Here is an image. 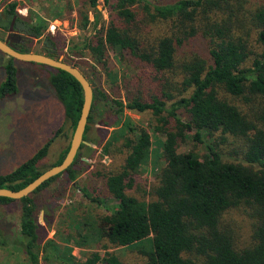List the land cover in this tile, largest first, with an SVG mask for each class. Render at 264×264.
Instances as JSON below:
<instances>
[{
    "label": "trees",
    "instance_id": "trees-1",
    "mask_svg": "<svg viewBox=\"0 0 264 264\" xmlns=\"http://www.w3.org/2000/svg\"><path fill=\"white\" fill-rule=\"evenodd\" d=\"M99 3L80 0L76 25L91 27L93 33L67 46L47 32L46 18L32 11L22 15L16 1H2L0 28L8 29L14 17L13 30L22 36L15 49L30 51L40 42L39 52L54 58L64 47L74 53L87 50L101 70L91 66L89 74L83 73L93 88L92 124L83 135L90 145L79 148L88 154L28 196L0 197V205L20 203L19 230L9 241L8 226L0 223V247L19 246L29 264H123L107 250L130 245L145 257L142 264H264V0H103L101 8ZM63 6L54 7L53 16L72 9L70 0ZM108 49L119 60L138 62L139 72L129 80L137 92L126 87L121 96ZM63 60L77 67L69 56ZM3 69L1 98L17 90L14 59L8 57ZM49 77L72 136L83 101L81 86L60 69L51 68ZM126 110L149 112L153 131L163 137L158 148L162 165L148 188L139 175L151 160L152 136ZM183 114L203 156L178 150V139L185 135ZM94 127L99 134L89 138ZM64 129L61 125L30 158L0 174V187L18 190L46 170L40 161L54 137H69ZM69 143L51 166L63 160ZM227 144L234 147L227 150ZM93 145L112 159L108 169L94 171L108 198L91 197L79 186L78 178L90 169ZM57 181L62 187L54 192L51 185ZM69 184L106 210L70 222L73 233L62 241L95 248L81 262L72 247L48 236ZM43 191L46 197L40 196ZM235 212L246 219V242L239 243ZM97 249L106 251L101 255Z\"/></svg>",
    "mask_w": 264,
    "mask_h": 264
},
{
    "label": "rangeland",
    "instance_id": "rangeland-1",
    "mask_svg": "<svg viewBox=\"0 0 264 264\" xmlns=\"http://www.w3.org/2000/svg\"><path fill=\"white\" fill-rule=\"evenodd\" d=\"M0 0V14L3 12ZM7 3L17 2V11L22 15H28L32 11L33 14L43 16L48 20L47 32L52 33L59 39L64 40L66 45H71V42H80L85 36L93 33V29H79L76 25V9L80 5V0H70L72 9L63 8L66 0H5ZM156 2H172L174 0H154ZM103 5V0H100L99 8ZM63 6V15L60 17L53 16L54 7ZM104 18L107 19V10H103ZM92 18V14L90 13ZM0 36L8 37L12 46L20 42L21 35L17 31H8V29L0 28ZM13 36L19 40L13 41ZM37 42L31 45V49ZM109 66L113 73L119 79L121 96L126 95V87L133 88L137 92L136 83L129 82L131 76L139 72L140 66L137 61L125 58L119 60L116 52L113 49H108ZM69 56L71 62H74L77 67L84 73L89 74L91 66L101 70L96 65L87 50L83 52H70L67 47L62 49L60 57L62 59ZM8 56L0 52V84L5 77L3 64ZM16 67V84L17 90L14 94L0 97V174L7 173L25 160L30 158L61 125H65L63 132L68 134L66 138L63 134L54 137L47 156L40 161L41 168L50 167L59 157L61 151L67 146L71 138V130L69 125L64 122V110L61 102L56 97L50 83L49 73L50 67L41 66L33 62H23L14 60ZM106 76L101 72V80L104 85ZM107 83V82H106ZM106 85V84H105ZM128 92V91H127ZM125 114L133 119V121L145 129H147L153 140L152 157L150 162L140 170L139 181L142 185L148 188L156 182V173L159 172L162 162L158 158L159 141L163 139L162 135L153 131V118L149 112L138 113L126 110ZM182 119L186 124L184 128L185 135L178 139V150L188 151L193 149L204 155V148L191 139L193 133L188 128L187 117L182 115ZM97 129L92 128L87 132L89 138L96 137ZM231 140V139H230ZM229 140V141H230ZM224 148L230 150L234 144L223 145ZM94 150L88 160L90 169L83 173L79 178V186L84 187L91 197L108 198L107 192L102 186V181L95 180L94 171L98 168L108 169L112 163L111 156L104 153L101 147L92 146ZM80 156L86 155L87 151L83 147L79 150ZM88 154V153H87ZM97 183V189H96ZM61 182L57 181L51 185L54 192L61 189ZM134 192V191H133ZM132 192V193H133ZM47 191L41 192L40 196L46 197ZM108 201V199L106 200ZM110 203V201H108ZM106 210L89 200L83 195L82 190L74 188L71 184L67 185L63 198L55 208V220L53 226L49 228V237L56 239L61 245L72 247L73 254L76 259L81 262L85 260V253L93 251L95 248H81L71 243L66 244L62 240L69 234L73 233V228L70 226L71 221H81L86 215L99 217ZM44 212H40V221L42 222ZM19 215L20 203L15 201L7 205H0V223L7 225V235L9 241L14 239L13 233L19 230ZM234 222L240 228V232H236L239 243L244 242L247 237L246 219L242 214L235 212L232 214ZM13 235V236H12ZM147 242L150 243L149 240ZM246 242V241H245ZM101 255H104L106 250L97 249ZM107 251L114 253L123 264H142L145 257L138 252L133 245L128 247L110 248ZM0 264H29L23 250L17 245H8L0 247Z\"/></svg>",
    "mask_w": 264,
    "mask_h": 264
},
{
    "label": "water",
    "instance_id": "water-1",
    "mask_svg": "<svg viewBox=\"0 0 264 264\" xmlns=\"http://www.w3.org/2000/svg\"><path fill=\"white\" fill-rule=\"evenodd\" d=\"M13 25L14 19H12L8 31H14ZM40 45L41 43L38 42L30 51H19L12 46V44L9 42L8 37L2 38L0 36V52L5 54L6 56L11 57L17 61L33 62L50 68L60 69L72 75L79 82L83 93V101L80 110V115L73 130L68 151L65 154L63 160L59 164L53 165L44 170L40 175H38L34 180L29 182L23 188L13 190L6 187H0V197H7L17 200L30 195L43 182L66 170L74 161V159L80 156L79 148L81 144L90 145L88 141L83 139V135L86 125L92 124L88 122V115L93 100V88L86 76L78 67L70 64L68 61L63 60L61 57L54 58L46 54L40 53Z\"/></svg>",
    "mask_w": 264,
    "mask_h": 264
},
{
    "label": "flooded vegetation",
    "instance_id": "flooded-vegetation-1",
    "mask_svg": "<svg viewBox=\"0 0 264 264\" xmlns=\"http://www.w3.org/2000/svg\"><path fill=\"white\" fill-rule=\"evenodd\" d=\"M13 19H15V18L13 17ZM17 40H19V37L16 38V37L13 36V41H17ZM12 44H13V42H12Z\"/></svg>",
    "mask_w": 264,
    "mask_h": 264
},
{
    "label": "crops",
    "instance_id": "crops-1",
    "mask_svg": "<svg viewBox=\"0 0 264 264\" xmlns=\"http://www.w3.org/2000/svg\"><path fill=\"white\" fill-rule=\"evenodd\" d=\"M48 236H49V234H48ZM72 253H73V251H72ZM74 255V254H73ZM75 256V255H74Z\"/></svg>",
    "mask_w": 264,
    "mask_h": 264
}]
</instances>
